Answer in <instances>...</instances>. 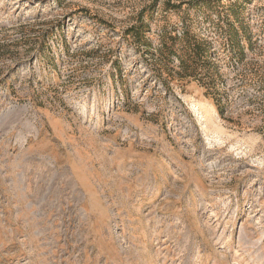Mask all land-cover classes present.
I'll return each mask as SVG.
<instances>
[{"label": "rangeland", "instance_id": "374dc122", "mask_svg": "<svg viewBox=\"0 0 264 264\" xmlns=\"http://www.w3.org/2000/svg\"><path fill=\"white\" fill-rule=\"evenodd\" d=\"M0 264H264V0H0Z\"/></svg>", "mask_w": 264, "mask_h": 264}]
</instances>
